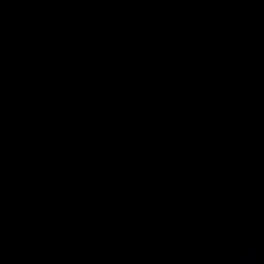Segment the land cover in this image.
<instances>
[{
  "label": "water",
  "instance_id": "obj_1",
  "mask_svg": "<svg viewBox=\"0 0 264 264\" xmlns=\"http://www.w3.org/2000/svg\"><path fill=\"white\" fill-rule=\"evenodd\" d=\"M0 264H264V0H0Z\"/></svg>",
  "mask_w": 264,
  "mask_h": 264
}]
</instances>
